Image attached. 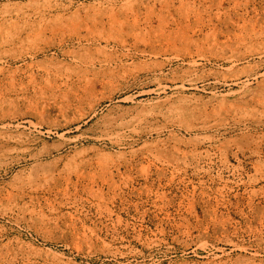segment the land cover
<instances>
[{
  "label": "rangeland",
  "instance_id": "obj_1",
  "mask_svg": "<svg viewBox=\"0 0 264 264\" xmlns=\"http://www.w3.org/2000/svg\"><path fill=\"white\" fill-rule=\"evenodd\" d=\"M0 264H264V0H0Z\"/></svg>",
  "mask_w": 264,
  "mask_h": 264
},
{
  "label": "bare ground",
  "instance_id": "obj_2",
  "mask_svg": "<svg viewBox=\"0 0 264 264\" xmlns=\"http://www.w3.org/2000/svg\"><path fill=\"white\" fill-rule=\"evenodd\" d=\"M22 191H25L24 189Z\"/></svg>",
  "mask_w": 264,
  "mask_h": 264
}]
</instances>
